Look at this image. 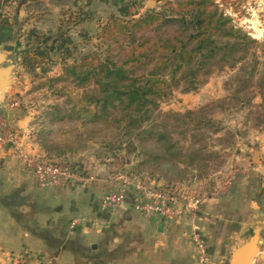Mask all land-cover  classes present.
<instances>
[{"label": "rangeland", "instance_id": "1", "mask_svg": "<svg viewBox=\"0 0 264 264\" xmlns=\"http://www.w3.org/2000/svg\"><path fill=\"white\" fill-rule=\"evenodd\" d=\"M171 1L34 0L27 4L24 0H0V50L10 53L16 64L13 82L0 107V133L8 131L6 126L18 133L17 143L8 150L13 151L24 175L31 181L41 188L94 194L93 202L96 205L99 203L104 209L102 197L122 190L128 194L133 205L134 201L141 198L139 185L150 192L172 187L188 198L202 197L206 203L211 198L221 197L241 187L247 179L263 176L257 170L262 162V154L264 156V52L261 48L255 52L259 64L255 66L251 84L240 95L243 98V95L248 94L251 97L250 104H240L235 97V91L238 90L235 78L243 66L252 70V58L235 70L216 71L197 91L177 90L160 104V110L165 114H186L203 108L214 110L213 119L220 124L221 131L212 136L210 149L223 156V159L219 166L205 174L192 168L185 180L177 183H171L162 176H151L140 169L143 157L139 150H132L126 140L121 143L114 132L97 135L96 128L79 129L64 142H55L57 144L54 145L46 143V148L39 141L42 129L39 118L50 106L64 105L66 96L58 92L73 87L70 81L50 84V79L61 77L66 65L78 64L92 53H97V47L101 46L97 36L101 33L102 25L109 23L112 18L138 19L150 10L162 11ZM216 1L237 27L264 45V0ZM151 3L153 5L149 7ZM91 38V43H86ZM8 111L27 115L25 132L15 125V114L9 116ZM92 131H96V134L93 135ZM56 137L54 134L52 139ZM189 143L190 140L187 145ZM256 154L260 156L259 163L254 162ZM36 163L71 167L76 178L81 176L93 180L81 183L74 179L79 183L75 184V188L59 185L43 187L34 174L33 166ZM259 182L258 188L262 191L264 180ZM261 209L264 211V203H261ZM101 222L95 216L90 220V225L95 228ZM73 223H76L75 227ZM65 224L68 232L77 228L76 220H67ZM259 224L264 226V221H259ZM52 237L44 235L43 238H50V242L41 246L25 243L18 250L5 249L0 245V264L101 262L97 256L88 261L77 243L55 244ZM192 242L196 247L195 242ZM205 251L207 260L202 262L201 254L197 251L194 264H223L213 258L208 243H205Z\"/></svg>", "mask_w": 264, "mask_h": 264}, {"label": "trees", "instance_id": "2", "mask_svg": "<svg viewBox=\"0 0 264 264\" xmlns=\"http://www.w3.org/2000/svg\"><path fill=\"white\" fill-rule=\"evenodd\" d=\"M97 40V53L50 79L73 87L58 92L66 96L64 105L50 106L39 118L43 147L96 128L97 135L114 132L121 143L126 140L143 157L141 171L171 183L185 180L192 168L205 174L219 166L223 156L210 149L212 136L221 131L214 110L165 114L160 104L175 91H197L216 71L235 70L252 58V70L243 66L235 78V97L250 104L248 94L240 95L251 84L259 64L255 52H264V45L237 27L216 0H173L138 19L112 18Z\"/></svg>", "mask_w": 264, "mask_h": 264}, {"label": "crops", "instance_id": "3", "mask_svg": "<svg viewBox=\"0 0 264 264\" xmlns=\"http://www.w3.org/2000/svg\"><path fill=\"white\" fill-rule=\"evenodd\" d=\"M8 112L25 132L27 115ZM261 157L257 170L264 176ZM254 177L229 194L209 199L199 218L165 222L139 216L131 201L124 211L114 212L96 205L94 194L41 188L24 175L13 151L0 146V245L14 250L25 243L41 246L50 242L43 238L48 235L55 236V244L77 243L88 261L97 256L99 264H194L192 236L199 235L223 264L231 262L235 249L256 240L260 253L254 264L263 263L264 226L259 221H264V190L258 184L264 178ZM95 216L102 224L93 228L90 220ZM67 220L77 221L76 231L68 232Z\"/></svg>", "mask_w": 264, "mask_h": 264}, {"label": "built area", "instance_id": "4", "mask_svg": "<svg viewBox=\"0 0 264 264\" xmlns=\"http://www.w3.org/2000/svg\"><path fill=\"white\" fill-rule=\"evenodd\" d=\"M6 129L8 131L5 134L0 133V146L8 149L17 143L18 133L12 127L6 126ZM33 168L38 182L43 187L59 185L75 188L78 182L74 179L81 183L93 180L81 176L76 178L71 167H62L57 164L36 163ZM138 189L141 198L133 202V207L137 213L145 217H158L165 222H175L184 216L196 219L204 209L205 201L202 197L188 198L172 187L150 192L139 185ZM128 201H130L128 194L122 190L117 194H105L101 199V204L104 209L117 211L124 210ZM75 226L76 223H73V227ZM192 241L195 242L197 251L201 254L200 260L206 261L205 242L199 235H193Z\"/></svg>", "mask_w": 264, "mask_h": 264}, {"label": "water", "instance_id": "5", "mask_svg": "<svg viewBox=\"0 0 264 264\" xmlns=\"http://www.w3.org/2000/svg\"><path fill=\"white\" fill-rule=\"evenodd\" d=\"M153 3L149 5L152 7ZM16 64L10 53L0 50V107H2V99L8 93L13 82V74ZM254 162H260L259 154L254 157ZM262 244V243H261ZM260 253V248L256 240H251L241 249H235L230 264H254L256 257Z\"/></svg>", "mask_w": 264, "mask_h": 264}]
</instances>
